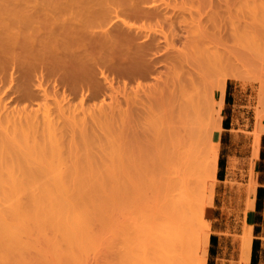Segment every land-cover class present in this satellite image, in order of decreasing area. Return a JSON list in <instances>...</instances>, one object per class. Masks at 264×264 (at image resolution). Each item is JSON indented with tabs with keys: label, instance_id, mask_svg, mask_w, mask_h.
Returning <instances> with one entry per match:
<instances>
[{
	"label": "rangeland",
	"instance_id": "374dc122",
	"mask_svg": "<svg viewBox=\"0 0 264 264\" xmlns=\"http://www.w3.org/2000/svg\"><path fill=\"white\" fill-rule=\"evenodd\" d=\"M249 1L165 0V3L168 2V5H165L164 1H158L157 4L164 3V6L162 4L161 7H164V11H166V15L164 14L166 18L167 16H173L172 20L166 19L169 22L157 20L156 18L141 19L143 21L142 23L139 18L137 20L133 16L127 17L126 20L130 24L136 25L135 27L139 26L143 28L142 25L144 24L146 26H144L145 29H150L148 32H156L158 30V33L153 32V34H158L157 37L159 38L162 36L160 40L163 39V32L167 35H171L172 32V34H175L176 32L184 40L185 32L182 30V27L186 24V21H188L187 24L192 22L196 28L193 26L194 30L192 31V24H189L191 26V33H195V35L200 34L203 38L200 40V49L191 48L189 49L190 52L186 51V56H183L186 57L184 63L185 71L188 68V71L196 68V64L199 63L197 61L193 63L195 62L193 60H190L192 61L190 62L189 59L192 58L189 56H201V51L203 50L204 53L207 50L205 47L206 44L207 47L215 46L214 50L216 49L217 54H220V57L223 59H220V62L214 67H217V69L215 70L213 68L214 71L212 70L208 74L210 77H207V80L210 82L204 79V82L207 84L206 86L210 88V99L215 106L214 112L206 118V122L209 124L210 131L212 132L210 143L214 148H219L214 206L206 209L204 220L215 226L212 228L209 236V242L213 245L210 264L236 263V255L239 252V247L236 245L235 239L241 235V228L245 222L250 224L249 214L253 208H250L251 204L249 202L254 204L255 199L257 200L258 208L262 215L260 216V224L255 227L253 234V260L255 264H264V58L259 57L252 47L255 41L264 42V9L258 7V14H254L257 17H252L251 19L246 17V19H243L242 14L247 13V16H251V13L255 10L254 5ZM261 1L262 3L257 2L256 4L261 6L264 4V0ZM107 3L105 0H0V38H2V41L1 39L0 41L3 44V46L0 45L2 51V53L0 51V153L2 151L0 163L1 161L4 163L3 161L5 160L4 166H2V163L0 164V167L2 166V170L0 171L5 170L3 167H11V171L10 169H6L7 171H3V173H7L8 171L13 173L14 167H17L16 174L8 172L9 182H11V185L9 183V187L8 179L6 178L7 174L5 173L6 185H4L5 183L2 179L4 176L2 175L3 177L0 178L2 182H0V224H2V226L0 225V264H142V259L147 255L146 264H149V261L150 264H155V254L150 253L153 248L155 251L157 248V251L160 252V249L156 245H153L154 247L152 246V248L150 247L151 244H148V246L150 245L151 252L144 245L147 249L146 251L150 253L145 252L146 256L141 258L142 250L140 251L139 248H145L142 245L143 242L140 243V241H142L145 233L150 232L149 235H151L155 231L153 228H150L152 230L151 232L148 227L151 223L150 215L152 216L151 211L156 191H154V173L151 172L150 162L140 156V154L143 155V152L139 151V156H136L138 151L135 150L136 148L133 144H135V141H138L136 139L133 141V138H141V135L136 134V126L132 125V123L135 124L136 108L139 107L136 104H132L135 95L133 91L136 89L135 85L138 83L146 87L147 85H152V83L155 84L156 79L152 75H148V78L146 76V79L145 77L144 79L143 77H133L132 79V76H126L121 70H118L119 67L116 68L117 65L116 67L110 65V67L114 66L113 68H109V66L99 67V65L97 66L99 70L94 71L93 69L91 72L92 78L96 79H91L88 84L91 82L90 85L94 88L97 87L98 90H93L91 86L92 88L90 89L94 93L96 91V94H98L101 90L102 92L96 95L97 97L94 95V98L91 96L93 95V91L90 94L91 90L87 89L84 91L87 92L82 97L83 91L79 90L78 92L80 93L76 92V94L70 93L65 87L63 89V85L60 82L59 84L62 86L55 83L59 80L55 79L54 77L56 75L54 76L53 74H57L58 71L52 69V72H48L47 69L50 66L52 67V65L46 64L47 66L39 67L36 72H33L30 69H26L27 62L29 63V57L27 62L25 60L22 63L19 62L24 58V54H26V51L24 52L23 48L20 51V46L17 45L18 43H15L18 42L16 40L20 39L21 36L26 35L25 37H21L19 43L23 44L20 41H24L25 46H27L26 48L29 46L32 49L35 45L39 49L35 37L30 38L35 34L34 31L36 32L35 36L39 40L41 37L46 38L50 36L51 32H58L56 30L58 28H61V30L69 29L74 32L78 31L79 28L82 30V22L80 21L78 23L80 16L82 19L84 18L83 16L87 17L84 18L85 20L83 19V24L86 23L84 21L89 19H95L94 21L98 22L99 17H102L101 19L103 17L105 18L107 9L112 7ZM106 6H108L107 9L105 8ZM167 11L170 12L167 13ZM240 11L241 15H239ZM96 12L101 13L100 16ZM88 14L90 16L93 15L92 17L94 18H89ZM95 14L98 18L97 21L94 16ZM123 18L125 19V17ZM35 19L39 22L35 23L34 21H37ZM40 22H42V25ZM54 22L57 23L54 24ZM246 22L251 23L244 26ZM27 23L29 24L27 25ZM34 23L36 24L35 27H33ZM44 23L45 25H43ZM171 23L173 24L171 25ZM63 24L66 26H63ZM12 25H18V27ZM46 25L50 26L46 28ZM236 25H239L240 28H237ZM256 25L260 26V28L256 27ZM73 26L77 29H73ZM49 27L52 28L50 29ZM45 28L52 31L49 33ZM161 29L163 32L160 31ZM233 29H235V32ZM160 43L162 45L164 42L161 41ZM13 44H16V46H13ZM7 45H11L13 48ZM163 45L161 47L163 50L160 48L156 54L157 56L155 55L156 57H162L161 55L164 54L162 52L164 51ZM176 45L179 49L181 43L178 42ZM242 45L249 47H244L246 50L248 49V51L245 50L243 52L244 54L240 52V50H244ZM21 46L23 47L24 45ZM14 47H16L15 49L19 48L18 51L20 53ZM7 48H9V51H7ZM53 51L60 52V49ZM8 52L12 53V55ZM198 53L199 55H197ZM183 54L185 53L183 52ZM29 55L32 54L30 53ZM15 60H17L18 65L15 64L16 62H13ZM188 62L189 65L190 63L193 64L190 66L186 65ZM159 64L157 65L158 69L167 71L164 63L160 64L162 67ZM40 68L41 70L43 68L46 70L43 69L41 71ZM100 68L104 74L100 72ZM40 73L41 76L42 73L45 75L43 74L40 77ZM51 73L53 77L49 76ZM70 73L68 71V79L70 78ZM59 74L60 72L57 75L59 76ZM102 74L103 76H107L106 79L109 82L106 79V81L104 80ZM93 75L97 76L95 77ZM52 79L57 81L54 82ZM94 81L97 82V85L100 82L99 87H102L99 88L96 86ZM42 82L43 85L39 87L38 85L40 84L38 83L42 84ZM110 85H112L111 88ZM54 86L56 87L54 88ZM42 89H46L45 93L48 92L46 94L48 96H45V98L43 96L44 94L42 95L44 92L41 91ZM225 90L230 93V98L228 100L229 104L224 106L223 95ZM97 91L99 92L97 93ZM139 92H141L139 95L141 94L145 98V94L142 91ZM85 94L88 97H85ZM112 96H116L120 102H115L117 100L116 98L112 99ZM84 97L85 102L83 101L82 103ZM66 101L69 102L68 108L66 107L67 105L61 106V103L65 104ZM111 102L114 103V106ZM56 103L61 106H59L60 109ZM98 106L99 108L103 107V110L101 108L98 109ZM64 107L68 110L64 109ZM70 107L71 109L73 108L71 110L73 113L70 112L73 114H71L72 117L69 115ZM75 109H78L76 111L77 113H74ZM44 110L48 111L46 113L47 115L50 110V113L53 114L52 117L57 121L53 118L50 120L52 122L55 121L57 123L56 125L59 123L61 128L56 126L55 129V123H53L54 130L51 127H43V121L45 120L42 118V115H45L43 114L45 112ZM60 114H62L61 117ZM25 115L27 116L25 117ZM224 115H227V124L222 122ZM16 117L17 119L13 120ZM28 117L30 122L26 120ZM47 117L49 118L51 116L48 115ZM18 119L23 121L21 122ZM130 120L131 122H129ZM127 121L129 124L131 123V126H126ZM141 125L146 130L149 128L146 122H143ZM224 125L228 128L227 130H223L222 126ZM121 127L123 130H121ZM42 130L43 132H41ZM45 130L47 134L43 136ZM48 131L52 132V134L49 133L51 137H49ZM63 133L66 134L65 137L61 135ZM60 137H63L65 141L63 138L61 140ZM58 138L60 139L59 142ZM49 139H51L50 142L47 141ZM4 143L8 147L10 146L9 148L12 151L7 150L8 147ZM51 144L54 145V149L49 146ZM48 149L51 150L48 151ZM57 150L60 158L56 154ZM48 152L50 154L53 152V157ZM137 157L139 158L137 159ZM132 159L134 161L137 159L140 165ZM13 162L17 165H13ZM57 163L59 169L52 171V169H56L53 166ZM27 172L29 174L31 173L30 175H34L32 176L33 180L31 176L29 178ZM55 172L58 174L62 172L61 176H58V179L56 176L57 173ZM52 174L56 176L53 177V182L50 180ZM36 175L39 176V179L42 178L40 179L41 182L44 178L42 175L46 176L44 181L48 183L43 181V184H38L40 182L38 179V186H36V182H34V180H37ZM55 179L60 181L57 183ZM19 180L22 181L19 182ZM25 181L30 186L24 184L23 182ZM26 188L28 190L31 189V191L33 188L34 191L30 192L31 195H29ZM11 189H13V192H11ZM16 189L19 192L14 191ZM247 189L250 190L249 193ZM35 190L37 191V200H34L32 195L34 194L35 197ZM49 190L51 191L50 193ZM19 193L21 194L19 195ZM41 194H44V196ZM51 194H55V196ZM30 196H32V200ZM50 196L55 198H51ZM40 197L42 200H39ZM45 197H50L49 200L52 203L54 202L51 205V202L48 201L52 206H49L50 209H48L49 203H46L48 199L44 200L46 199ZM44 201L47 204L46 206ZM51 208L56 209L54 211ZM13 210H16V212ZM56 210L61 212L60 215H58L59 212ZM49 212H52L55 216ZM252 219H255V216H252ZM63 222L64 224L62 225ZM146 222H149L148 225ZM139 224L140 227L143 226L142 231L138 226ZM134 231L138 234L136 235ZM139 234L141 235V239ZM212 234L214 235L213 238H211ZM146 237L148 238L149 236L146 234ZM15 239H17L16 242ZM148 241L150 243V240ZM145 242L146 240L144 238ZM202 242L203 240L201 244ZM12 243L15 245H12ZM208 245H205L206 250H208ZM205 257L207 260V256Z\"/></svg>",
	"mask_w": 264,
	"mask_h": 264
},
{
	"label": "bare ground",
	"instance_id": "6f19581e",
	"mask_svg": "<svg viewBox=\"0 0 264 264\" xmlns=\"http://www.w3.org/2000/svg\"><path fill=\"white\" fill-rule=\"evenodd\" d=\"M105 1H107L108 2L107 4H110L112 7L110 5H108L111 7L110 9H107L108 6L105 7L107 9V14H106L105 18L103 17V19H101L102 17H99L100 19H98L96 14H99L98 16H100L101 13L96 12V14L94 16L96 17V21L98 19V22H95L94 21L95 19L94 20L92 19V18H94V17H92L93 15L90 16L89 15L90 13H89L88 17L89 18L92 17L91 18L92 20H90L89 18L88 19L92 22H90L89 20L86 19L89 22L87 23V21H84L86 23L83 24V19L87 18V17L83 16L84 18L82 19L81 16L79 15L80 20L78 23H80V21H81L82 27L79 26L78 24H76V25L83 28L82 30H80V28H79L78 31L74 32V31L69 30V29L61 30V28L60 29L58 28V29H56V30H58V32L56 31V33L55 32L52 33L51 32L52 30L49 31L52 27L51 28L49 27L50 29L47 30L46 29L47 26H50V25H46L45 29L49 33L51 32L50 33L51 35L46 37L47 39L45 37L43 38L40 36L42 39L40 38L39 40H38V37L35 36L36 32L34 31L35 34H33V35L30 34L32 36L31 37L29 36V37L30 38L35 37V40H37V42L36 41L35 42L39 46V49L35 45L33 46L34 48H32V49L29 46H28V48H26L27 46H25L26 44H24V41H20V42H23V44L19 43V40L24 35L21 36L20 39L16 40L18 42H15V43L16 44L18 43L17 45L20 46L19 47L20 49L19 48L18 49L20 51H22L21 48H23V51L24 52L26 51V54H24V56H23L24 58L19 62L22 63V62H24V60H25V62H27L28 61L27 59L29 57L30 59H29V63L27 62V65H26L27 68L26 69H30L33 72H36L37 69H39V67H43L46 64L52 65V67L50 66V68L49 67L47 68L48 72L49 71L52 72V69L53 70L56 69L58 72H60L59 76L57 75L58 72H57V74H53L54 76L55 75L58 76L57 78H56V76L54 78L59 80V81H57L55 79H52V80L54 82L57 81V82H55L57 84H59V82H60L63 86L61 84H59V85L62 86L63 89H65V88L68 89V92L70 91V93L76 94V92H78L79 90L83 91L82 95L80 94L82 97L84 96L83 94L87 92V91L84 92L85 90H87V89L89 90L90 88L93 87L92 85H90L91 82H90V84H88V82L91 79H94L91 76V72L93 69H94V71L99 70V68L97 67L99 65H100L99 67H108L109 66V68H113L114 66L116 67V65H117L116 68L119 67L118 70H121L126 76H132V79H133V77L134 78L135 77L136 78L137 77H140V78L143 77V79L145 77V79H146V76L148 78V75L149 76L152 75L153 78L156 79L155 80L156 82H154L155 84L152 83V85H149V86L147 85L148 87L147 86L143 87V86H141V84L137 83V85H135L136 89L133 91V93H135L134 99L132 100L133 103L131 102L132 104H136L137 106H139L136 108L137 113L135 115V124L132 123V125L136 126V129H135L136 134L141 135V138H138V139L133 138L134 139L133 141H135V139H136L138 142L135 141V144L137 146L135 144H133V146H135L136 149L133 146L132 147H133V149L138 151V154L136 156H139V151L143 152V155L140 154V156L144 157L146 159V161L150 162L151 172L154 173L153 174L154 175V181L156 182V184L154 182V187L156 188V190L154 188V191H156V192L154 195L155 198H154L153 208L151 211L152 216L150 215L151 213L149 214L150 219H151V223L148 227L149 229L153 228L155 231L151 235H149L150 232L145 233V236L142 238V241L139 240L140 243L143 242L142 245L145 248V249L139 248L140 251L142 250L141 251L142 252L141 258L146 256L145 255L146 254L145 252H147L146 247L151 252L150 247H152L153 245H156L160 249V252L157 251V248L155 251V249L153 248L154 246L152 247L153 249H152L151 253L148 251L150 254H152V253H153V255L155 254L154 255L155 264H206V257L205 256H207L208 250L205 249V245H208L210 233L212 231V228L215 226L212 225V223H210V222H205L204 220H205L206 209L214 206L215 188L217 185V183H216V181H217L216 180V172H217V163H218L219 152H218V149L214 148L210 143L212 132L210 131L209 124L206 122V118L209 114L214 112L215 106L212 103V100L210 99V93H209L210 88H208L206 86L207 84H206V82H204L205 81L204 79L207 80L208 79L207 77H210V76H208V74L213 70V68L218 64V62H220V59H222V58L220 57V54H217L218 53L217 50L216 49L214 50L215 46L209 45L210 47H207V44H206L205 47L207 48V50L204 53H203V50L202 51L200 50L201 56L193 57L192 55H190L189 57L192 59H189L187 57V59H189V61L190 60L195 61L193 63H196V61H197L199 64H196V68L192 69L193 71L191 70V68H190L191 71H188L189 68L185 71L184 70V63L186 61L185 60L186 57H183V56H186V51L190 52L189 49L199 48L200 40L203 38L200 36V34H198L199 32L197 33L198 35H195V33H191L190 27L192 26V28H193V26H194V24H192V22L187 24L188 21H186V24L182 27V30L185 32V36H184L185 39L184 40H182V38H180L176 34V32H175V34H172L173 33L172 32L171 35L170 34L167 35V34H164L165 32H163L162 29L160 31L163 32V34L161 33L163 35V39L160 40V38L162 36L159 38V37H157L158 34L154 35L153 32H155V31H153L152 28H151V30L153 32H151V31L148 32L150 29L148 30L146 28L147 29L146 30L145 29L146 26L144 24L142 25V27L144 28L143 29L139 26L135 27L136 25H132L126 20H127V17L129 18V16L130 17L133 16V17H136L137 20H138V18L140 20L141 19H156L157 18V20H161V21L164 20L165 22H169L166 19L172 20L173 16L172 17L167 16V18H166V16H165L166 11H164L165 10L164 7L163 8L161 7L162 4L164 6L165 0H158V1H164V3H162V4H157V2H158L157 0H109L110 2L108 0H105ZM250 1L252 2V5H254L255 10H253L254 12L251 13L252 15L250 14L251 16H247L248 15L247 13L242 14L243 17L242 16L241 17L243 19L244 18L246 19V17H248L249 19H251L252 17H257V16H254V14L255 15L258 14L259 8L264 9V4H262L261 6H258L256 4L257 2L262 3L261 0H250ZM111 3H113V4H111ZM167 3L168 2H166L165 5ZM101 7H102V5H101ZM96 11H99V10L97 9ZM89 12H90V10H89ZM169 12L170 11H167V13H169ZM85 15L87 16V14H85ZM171 15H172V13H171ZM239 15H241V11H240ZM123 17H125V19ZM75 18L77 19V17H75ZM240 18H238V19H240ZM73 19L74 18H72V20ZM35 20H37V19H35ZM61 20L63 21V19H61ZM185 20H186V18H185ZM191 20H193V19H191ZM62 21H60V22H62ZM73 21H75V20H73ZM34 22L36 23L39 21L37 20ZM57 22H54V24ZM66 22H67V20H66ZM141 22L143 23L142 20H141ZM13 23H14V21H13ZM35 23L33 24L34 25L33 27H35V25H36ZM40 23L42 25V22H40ZM47 23H49V22H47ZM248 23H251V22H246V24L244 26H247ZM21 24H23V23L21 22ZM28 24L29 23H27V25ZM31 24H32V22H31ZM50 24H51V22H50ZM168 24L170 25V23H168ZM172 24L173 23H171V25ZM189 24L190 25L192 24V25L190 26ZM9 25H11V24H9ZM37 25H38V23H37ZM43 25H45V23ZM67 25H68V23H67ZM12 26L18 27V25H12ZM38 26L41 27L40 25H38ZM61 26H59V27H61ZM63 26H66V25L63 24ZM236 26H237V28H240L239 25H236ZM256 27L260 28V26H258V25H256ZM43 28H44V26H43ZM54 28H56V27H54ZM54 28H53V31H54ZM233 28H235V27H233ZM12 29L17 30L18 28H12ZM73 29H77V28H74V26H73ZM144 30H146V31H144ZM154 30H157V29H154ZM191 30L193 31L194 28ZM157 31L155 33H158ZM173 31H174V29H173ZM233 31L235 32V29H233ZM16 33L18 34V32H16ZM29 33H30V31H29ZM191 34L192 35L194 34V36H192ZM0 39L2 41V38H0ZM1 41H0V45L3 46ZM33 41H32V43H33ZM161 41L164 42V43H162V45L164 44L163 45L164 51H162L164 54L161 55L162 54V52H161L160 55L162 57H156L157 56L156 54L159 52L160 48L162 47V45L160 43ZM6 42H7V40H6ZM178 42L181 43V46H180V48L182 47L181 50H180V48L178 49V47L176 45V43H178ZM205 43H206V41H205ZM16 44L15 45L13 44V46H16ZM20 44L24 45V46L22 47ZM11 45H12V43H11ZM11 45L10 46L7 45V46L11 47ZM242 46H243L244 50L243 51L240 50L241 53H243L246 50V48H249V47L244 46V45H242ZM4 47H5V45H4ZM24 47H25V49H24ZM53 47H54V49H53ZM244 47H246V48H244ZM252 47H253V50L256 51L255 53L259 57L264 58V42L255 41V42H253ZM11 48H13V47H11ZM15 48L16 47H14V49ZM8 49L9 48H7V51H9ZM18 49H15V50L18 51ZM59 49H60V52H57L56 50H59ZM27 50H29V51H27ZM53 50H55L56 52H54ZM0 51H1V48H0ZM20 51H18V53H20ZM200 51H198V52H200ZM246 51H248V49ZM27 52H28V54H27ZM183 52L185 54H183ZM193 52L195 53V51H193ZM1 53H2V51H1ZM8 53H10V52H8ZM30 53L32 55H29ZM10 54L12 55V53H10ZM14 54H16V53H14ZM197 55H199V53ZM17 56H19V55H17ZM16 61L17 60H15L13 62H16ZM190 62H192V61H190ZM159 63L160 64L164 63L167 71H165V70L163 71L161 69H158L157 65ZM193 63H190V65ZM15 64L18 65V62H16ZM103 65H106V66H103ZM110 65H114V66L110 67ZM186 65H189V62ZM116 68H115V70H117ZM43 69H45V68H43ZM43 69L41 70V68H40L41 71H43ZM194 69H195V72H194ZM214 69L216 70L217 67ZM68 71L71 72L69 79L67 78ZM100 72H102L104 74V72L101 70V68H100ZM43 74L44 73H42V76H43ZM103 74H102V76H103ZM39 75H40V77H42L41 73ZM51 75H52V73L49 74V76H51ZM205 75H207V76H205ZM93 76L96 77L97 75H93ZM224 76H227V75H224ZM46 77H48V76H46ZM51 77H53V76H51ZM103 77L105 80L107 76H103ZM221 77H223V75H221ZM65 79L66 80L68 79V80L66 81ZM220 79H222V78H220ZM224 79H223V81H224ZM96 81L98 82V80H96ZM207 81H209V80H207ZM97 82H95V84H96V86L99 87L100 82L98 85H97ZM224 83H225V81H224ZM38 84H40L38 86L41 87L43 85V82H42V84L41 83H38ZM111 86L112 85H110V88H111ZM55 87L56 86H54V88ZM100 87H102V86H100ZM96 89H97V87L96 88L93 87V90H96ZM45 90L46 89L41 90L42 92L44 91L42 93V95L44 94L43 95L44 98H45V96L46 97L48 96V95H46L48 92L45 93L46 92ZM93 90L90 91V94ZM99 91H100V89H99ZM99 91H97V93ZM139 91H142V93L145 94V98L142 97L141 94L139 95V93H141ZM101 92H102V90H101ZM78 93H80V92H78ZM100 93H98V94H100ZM98 94H96V91H95V93L93 91V95H91V96L94 97V95H95V97H97L96 95H98ZM110 95H112V94H110ZM64 97L66 98V96H64ZM64 97H62L63 100H65ZM85 97H88V96L85 94ZM85 97H84V99L82 98L83 99L82 103L85 100ZM113 98L114 99L116 98V100H117L116 96L115 97L112 96V99ZM110 99H111V97H110ZM66 102H65V104L61 103V106L67 105L66 107L68 108L69 102H67V104H66ZM115 102H120V100L119 101L117 100ZM62 104H64V105H62ZM113 104L114 103H112V105ZM57 105H58L57 107L60 106L59 104H57ZM60 107H59V109H60ZM66 107H64V109H67ZM72 107H74V106H72ZM82 108H84V107H82ZM100 108L98 106V109H100ZM59 109L57 108V110H59ZM61 109L65 112V110L63 108H61ZM72 109L70 107L69 113L72 112L71 111ZM101 109L103 110V107ZM106 109H108V108H106ZM47 110H44L45 112L43 114H45V115H42V118H44V120H45V121H43V119H42V121L44 123L43 127H45V128L51 127V129H52L53 125H54L53 123H55L54 128L56 126L58 128H61L59 123H58V125H56L57 123L55 121L52 122V120H50L51 118H53L52 117L53 114L50 113V110H52V109L49 110L48 115L51 116L49 118L47 117L48 115L46 114V113H48ZM77 110L78 109H75L74 113H77L76 112ZM60 112H61V110H60ZM64 112H62V114ZM91 112H92V110H91ZM72 113L69 114L70 117H72L71 116ZM87 113H88V111H87ZM62 114H60V117L62 116ZM63 115H65V114H63ZM26 116L27 115H25V117ZM74 117L76 118L75 115H74ZM18 118H19V116H18ZM21 118L23 119V117H21ZM14 119H17V117L13 118V120ZM31 119L33 120L32 117H31ZM39 119H41V118H39ZM53 119H55V118H53ZM81 119H80V121H81ZM123 119H125V118H123ZM18 120L21 121V119H18ZM26 120H27V122H30L29 117ZM93 120H95V119H93ZM27 122H26V124H27ZM83 122L85 123V121H83ZM129 122H131V120ZM143 122L148 123L149 128L147 130L145 127H143L141 125ZM15 124H16V121H15ZM26 124H24V125H26ZM36 124H38V123H36ZM129 125L131 126V123L129 124L127 121L126 126L129 127ZM27 126H28V124H27ZM54 128L52 130H54ZM131 128H133V127H131ZM43 130L41 132H43ZM62 130L64 131L63 128H62ZM62 130H61V133H62ZM121 130H123V128ZM56 132H57V130H56ZM49 133L52 134L51 131L50 132L48 131V134ZM54 133H55V131H54ZM44 134H47L46 130H45V133H43V136H44ZM51 134H49V137H51ZM122 134H123V132H122ZM126 134H128V133L126 132ZM55 135H57V134H55ZM61 135H64L63 137H65L66 134L63 133ZM45 137L47 138V136H45ZM63 137H60L61 140ZM44 140H46V139H44ZM50 140L51 139H49L47 141L50 142ZM63 140L65 141L64 138H63ZM59 141H60V139L58 140V142ZM56 142H57V140H56ZM58 142H57V144H58ZM129 143H130V141H129ZM4 144L6 145V147H8V145L6 143H4ZM52 144L49 145V146H51V148L54 146ZM130 144L132 145V143H130ZM59 145H61V144L59 143ZM125 145H127V144L125 143ZM1 146H3V145H1ZM8 148H7V150H10V148L9 149ZM53 149H54V147H53ZM2 150H4V149H2ZM50 150L48 149V151H50ZM135 150H133V151H135ZM10 151H12V150H10ZM1 153H2V151H1ZM1 153H0V155H1ZM53 154L54 153L51 152L50 155L53 157ZM56 154L58 155V150H57ZM59 156L60 155H58V157ZM2 157H3V155H2ZM133 158H136V157H133ZM138 158L139 157H137V159ZM4 159H5V157H4ZM137 159L135 161L133 159L132 160L134 162H137ZM3 162L5 163V160ZM1 163H2V161H1ZM4 163H2V166H4L3 165ZM6 163H8V162H6ZM137 163H139V162H137ZM15 164L16 163H14L13 165H15ZM57 165H58V163L55 165L56 167L52 165L54 168H56V169H52V171L53 170L56 171L59 169ZM139 165H140V163H139ZM6 166H7V164H6ZM10 166H12V165H10ZM1 167H0V170H2ZM3 168L5 169L3 171H7L6 169H8V170L10 169V171H11V167L10 168L3 167ZM16 168L17 167H14L13 173L10 171H8V172L11 174H16L15 173ZM3 171L2 172L0 171V175H1L0 178H2L4 176L2 178L3 182L5 183L4 185H6L7 181H8V187H9L11 185V182H9L10 181L9 175H8L9 173L5 172L7 174L6 175L5 173H3ZM30 171H32V170H30ZM55 173H57V172H55ZM61 173L62 172H59L60 175L58 173L56 174L57 179H58V176H61ZM30 174L28 176H29V178H30V176L32 178V176H34V175H30ZM66 175H67V173H66ZM36 176H37V180H34V182H36V186H38L37 181L39 179V176L38 175H36ZM54 176H55V174H54ZM54 176L52 174V178L50 179V180H52V182L54 180V178H53ZM5 177L8 179V180L6 179L7 181H5ZM18 177H19V173H18ZM42 177L45 178L46 176L42 175ZM22 178H23V176H22ZM44 178H43V181H44ZM15 179H17V178L15 177ZM24 179H25V177H24ZM40 179H42V178H40ZM32 180H33V178H32ZM60 180H61V178H60ZM21 181L19 180V182H21ZM56 181L57 180L55 179V182ZM59 181H57V183ZM25 182H23V183L27 184V181H25ZM42 182L40 180V182H38V184L42 183ZM9 183H10V185H9ZM49 183H51V181H49ZM224 183H225V181H224ZM27 185H29V184H27ZM17 186H19V185H17ZM25 187H26V185H25ZM44 187H45V185H44ZM26 189L28 190V188H26ZM26 189H25V191H27ZM34 189H36V188H34ZM39 189H41V188H39ZM11 190L10 191L13 192V189H11ZM17 190L18 189L14 190V191H17ZM33 191H34L33 188H32V191H31V189L28 190L29 195H31L30 192H33ZM17 192H19V191H17ZM35 192H36L35 197H34V194H32V195H33L34 200H37V198H36L37 191L35 190ZM50 192L51 191L49 190V193ZM247 192L249 193L250 190L247 189ZM223 193H225V192H223ZM245 193H246V190H245ZM20 194L21 193H19V195ZM44 194H41V195L44 196ZM14 195H13V198H14ZM29 195H27V196H29ZM51 195H53V194H51ZM53 196H55V194ZM30 198L32 200V196H30ZM45 198L46 199H44V198L43 199L44 200L48 199L46 202L48 204L49 203L48 201H50V200L47 197H45ZM53 198H55V197H53ZM28 199H29V197H28ZM39 200H42V198L40 197ZM51 200H53V199H51ZM39 202H41V201H39ZM44 203H45V201H44ZM46 203H45V206L47 205ZM40 204H42V202ZM52 204H54V202L53 203L51 202V205ZM249 204H251L250 208H253L254 204H252V202L251 203L249 202ZM249 204H247V205L249 206ZM51 205L49 203L48 207ZM60 206H62V205H60ZM12 208H13V206H12ZM53 208H51V210ZM48 209H50V207ZM55 209H53V210L55 211ZM13 211L16 212V210H13ZM56 211L59 212L58 215H60L61 212L59 210H56ZM49 213H52V212H49ZM53 215L55 216V214H53ZM58 215L56 214V216H58ZM60 219H61V217H60ZM60 219H59V221H60ZM144 221H146V219H144ZM149 222H150V220H149ZM148 223H147V225H148ZM63 224H64V222L62 223V225ZM140 224L142 225V223H140ZM140 224L138 226H139V228H141V231H142L143 226L140 227ZM151 224H152V226H151ZM0 225L2 226V224H0ZM138 226H137V228H138ZM137 228H135V229H137ZM134 232L136 233V231H134ZM137 232H138V230H137ZM139 232H140V230H139ZM151 232H152V230H151ZM66 234H68V233L66 232ZM137 234L138 233H136V235ZM142 234H143V232H142ZM146 234H147V236H149L148 238H150V236H151V238L148 239L146 237ZM6 235H8V234H6ZM144 238L146 240L145 243H144ZM140 239H141V235H140ZM16 240L17 239H15V242H16ZM148 240H150V243H148L149 242ZM202 240H203V242H202L203 245L201 244ZM252 241H253V226L248 224L247 222H245V224L241 228V235L235 239L236 245L239 247V252L236 255L237 261L235 264H249L250 263ZM148 244H151V246L149 245L150 246L149 247ZM12 245H15V244L12 243ZM156 252H158V253H156ZM147 256L144 257V259H142V264H143V262H145V264L147 263L146 262ZM149 257H150V255H149ZM148 261H149V259H148ZM148 263L150 264V261Z\"/></svg>",
	"mask_w": 264,
	"mask_h": 264
},
{
	"label": "crops",
	"instance_id": "0c3cea01",
	"mask_svg": "<svg viewBox=\"0 0 264 264\" xmlns=\"http://www.w3.org/2000/svg\"><path fill=\"white\" fill-rule=\"evenodd\" d=\"M229 98H230V93L225 90L224 95H223V104H224V106L229 104L228 103ZM226 118H227V115H224V119L222 120V122H224V124H227ZM222 128H223V130H227L228 129L225 125L222 126ZM218 152H219V148H218ZM217 167H218V163H217ZM216 176H217V172H216ZM261 215H262V213L259 211L257 200L255 199L254 207L252 209V212H250V214H249V223L253 225V234H254V231H255V227H257L260 224V216ZM252 216H255V219H252ZM213 237H214V235L212 234L211 238H213ZM207 249H208V253H207L206 264H210V261H211V258H212V253L211 252H212V249H213V245H212L211 242H209V245H208ZM252 252H253V249L251 250V255H252ZM249 264H251V257H250V263Z\"/></svg>",
	"mask_w": 264,
	"mask_h": 264
},
{
	"label": "trees",
	"instance_id": "16d2710c",
	"mask_svg": "<svg viewBox=\"0 0 264 264\" xmlns=\"http://www.w3.org/2000/svg\"><path fill=\"white\" fill-rule=\"evenodd\" d=\"M253 243H255V242H253ZM253 257H254V255H253V252H252V255H251V264H254Z\"/></svg>",
	"mask_w": 264,
	"mask_h": 264
}]
</instances>
